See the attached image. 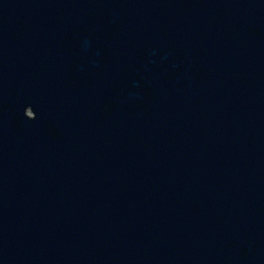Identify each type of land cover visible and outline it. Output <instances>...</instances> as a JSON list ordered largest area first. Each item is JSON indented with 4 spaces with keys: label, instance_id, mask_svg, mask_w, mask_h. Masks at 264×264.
I'll return each mask as SVG.
<instances>
[{
    "label": "water",
    "instance_id": "water-1",
    "mask_svg": "<svg viewBox=\"0 0 264 264\" xmlns=\"http://www.w3.org/2000/svg\"><path fill=\"white\" fill-rule=\"evenodd\" d=\"M0 264H264V0H0Z\"/></svg>",
    "mask_w": 264,
    "mask_h": 264
}]
</instances>
